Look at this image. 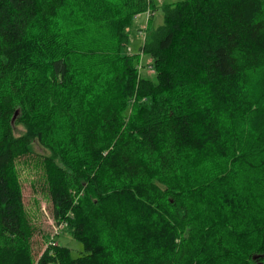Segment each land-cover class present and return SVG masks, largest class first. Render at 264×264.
Instances as JSON below:
<instances>
[{"label": "trees", "instance_id": "16d2710c", "mask_svg": "<svg viewBox=\"0 0 264 264\" xmlns=\"http://www.w3.org/2000/svg\"><path fill=\"white\" fill-rule=\"evenodd\" d=\"M155 9L0 0V264H264V0L164 5L153 79L126 50ZM35 143L77 258L34 255L17 164Z\"/></svg>", "mask_w": 264, "mask_h": 264}, {"label": "rangeland", "instance_id": "374dc122", "mask_svg": "<svg viewBox=\"0 0 264 264\" xmlns=\"http://www.w3.org/2000/svg\"><path fill=\"white\" fill-rule=\"evenodd\" d=\"M182 0H153L156 9L150 18L148 13L138 16L132 27L128 30L130 45L126 50L128 54H140V64L143 66L142 75L153 78L155 74L149 69L150 57L141 53V48L151 31H155L164 24L163 6ZM17 135L23 132V128H16ZM34 153L29 157L19 160L17 166L23 185L24 203L32 223L37 228L33 239V251L36 259L52 244L69 247L73 257L77 258L84 253L83 245L73 238L69 231H64L62 226L54 220L53 205L48 197L47 185L44 180L42 165L43 157L49 155V151L40 144L33 146ZM63 230V231H62Z\"/></svg>", "mask_w": 264, "mask_h": 264}, {"label": "water", "instance_id": "95a60500", "mask_svg": "<svg viewBox=\"0 0 264 264\" xmlns=\"http://www.w3.org/2000/svg\"><path fill=\"white\" fill-rule=\"evenodd\" d=\"M18 113H19V112H16V115H15V117H14V120H15V119H16V117L18 116ZM255 259H256V257H255Z\"/></svg>", "mask_w": 264, "mask_h": 264}, {"label": "built area", "instance_id": "2783aa9c", "mask_svg": "<svg viewBox=\"0 0 264 264\" xmlns=\"http://www.w3.org/2000/svg\"><path fill=\"white\" fill-rule=\"evenodd\" d=\"M62 228H63V226H62Z\"/></svg>", "mask_w": 264, "mask_h": 264}]
</instances>
